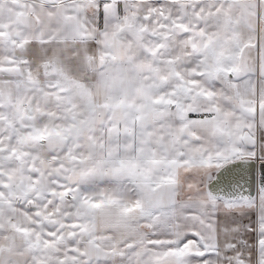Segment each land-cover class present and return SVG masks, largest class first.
Returning a JSON list of instances; mask_svg holds the SVG:
<instances>
[{
    "label": "snow or ice",
    "instance_id": "1",
    "mask_svg": "<svg viewBox=\"0 0 264 264\" xmlns=\"http://www.w3.org/2000/svg\"><path fill=\"white\" fill-rule=\"evenodd\" d=\"M0 264H264V0H0Z\"/></svg>",
    "mask_w": 264,
    "mask_h": 264
}]
</instances>
